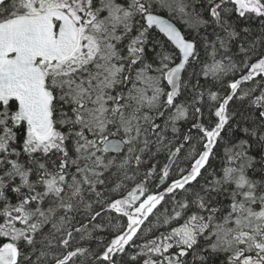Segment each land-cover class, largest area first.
<instances>
[{
    "label": "snow or ice",
    "instance_id": "snow-or-ice-1",
    "mask_svg": "<svg viewBox=\"0 0 264 264\" xmlns=\"http://www.w3.org/2000/svg\"><path fill=\"white\" fill-rule=\"evenodd\" d=\"M0 264H264V0H0Z\"/></svg>",
    "mask_w": 264,
    "mask_h": 264
},
{
    "label": "trees",
    "instance_id": "trees-1",
    "mask_svg": "<svg viewBox=\"0 0 264 264\" xmlns=\"http://www.w3.org/2000/svg\"><path fill=\"white\" fill-rule=\"evenodd\" d=\"M255 27H256V29L258 30V27H259L258 22L256 23Z\"/></svg>",
    "mask_w": 264,
    "mask_h": 264
}]
</instances>
